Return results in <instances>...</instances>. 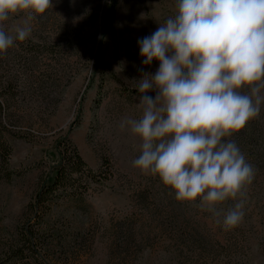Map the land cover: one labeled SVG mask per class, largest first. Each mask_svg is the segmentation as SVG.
<instances>
[{
	"label": "rangeland",
	"instance_id": "374dc122",
	"mask_svg": "<svg viewBox=\"0 0 264 264\" xmlns=\"http://www.w3.org/2000/svg\"><path fill=\"white\" fill-rule=\"evenodd\" d=\"M51 2L32 21L31 36L0 55V78H11L12 91L10 113L0 108V263L57 156L53 141L78 118L67 136L97 178L82 197L59 198L46 215L39 244L46 264H264V106L224 138L255 169L238 198L243 221L225 230L199 198L179 201L158 175L134 167L142 140L119 127L123 118L142 114L132 82L159 68L155 59L142 63L138 40L176 14L177 0ZM24 18L17 13L5 24L22 25ZM30 42L38 43L45 62L53 57L49 45L60 46L56 67L36 65V49L26 50ZM145 95L154 98L156 90ZM236 202L216 208L226 212Z\"/></svg>",
	"mask_w": 264,
	"mask_h": 264
},
{
	"label": "clouds",
	"instance_id": "9594fccd",
	"mask_svg": "<svg viewBox=\"0 0 264 264\" xmlns=\"http://www.w3.org/2000/svg\"><path fill=\"white\" fill-rule=\"evenodd\" d=\"M51 0H0V55L31 36ZM24 13L22 25L5 24ZM142 63L159 68L132 82L139 118L119 127L141 138L133 166L158 175L179 201H196L225 230L244 218L255 169L230 137L264 106V0H177V12L138 40ZM247 87L248 91L243 89ZM156 90V95H145ZM237 201L226 212L216 205ZM222 216V220L220 217Z\"/></svg>",
	"mask_w": 264,
	"mask_h": 264
},
{
	"label": "trees",
	"instance_id": "16d2710c",
	"mask_svg": "<svg viewBox=\"0 0 264 264\" xmlns=\"http://www.w3.org/2000/svg\"><path fill=\"white\" fill-rule=\"evenodd\" d=\"M112 1L114 5V0ZM53 44L56 43L49 45L52 49L51 56L53 57L47 62L43 60L42 52L36 49L39 47L38 43L30 42L29 46L26 45V50L36 49L35 53L37 54L34 55L33 62L36 65L45 64V70H48L49 68H55L58 62V57H54V55H57L60 46ZM94 63L96 70L101 67L96 59ZM7 74L9 75V73ZM4 76V78H0V108L10 113L12 91L8 88V85L11 84V78ZM37 80H39V84L44 82L43 77ZM77 122L78 118L69 125L64 135L57 137L53 141L57 156L51 160L48 169L39 181L27 206L29 217L23 223V226L19 227L16 242L13 245H9L0 264H46L44 258L47 256L44 252L45 247L44 245H39L44 237L42 234L48 227L46 215L59 198L78 199L82 197L88 188L89 179L97 178L95 172L88 167L76 146L67 136Z\"/></svg>",
	"mask_w": 264,
	"mask_h": 264
}]
</instances>
